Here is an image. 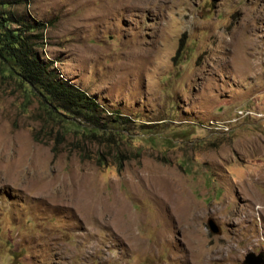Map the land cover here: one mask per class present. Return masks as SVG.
<instances>
[{
	"label": "rangeland",
	"instance_id": "374dc122",
	"mask_svg": "<svg viewBox=\"0 0 264 264\" xmlns=\"http://www.w3.org/2000/svg\"><path fill=\"white\" fill-rule=\"evenodd\" d=\"M0 23L102 111L92 139L91 112L48 120L0 58V264L264 257V0H0Z\"/></svg>",
	"mask_w": 264,
	"mask_h": 264
},
{
	"label": "trees",
	"instance_id": "16d2710c",
	"mask_svg": "<svg viewBox=\"0 0 264 264\" xmlns=\"http://www.w3.org/2000/svg\"><path fill=\"white\" fill-rule=\"evenodd\" d=\"M6 29L4 24L0 23V58L3 59L7 64L8 68L12 72L14 66L10 65L11 62H15L16 66L20 67L24 72L23 78L28 81L31 85L40 84L41 88L51 96L52 102L54 104H47L46 116L48 120H56L60 117L63 118L64 113H72L76 115H81L82 112H91V119L94 121L88 120L93 124V128L88 129L89 126H85V133L92 134L91 139L95 138L93 132L96 131L98 127L96 113H100L99 105L96 104L95 100L89 97L84 91L79 90L75 86L68 84L58 78V76L53 72H48L46 67L41 65L38 62V58L34 55L33 48L31 46H26L23 51H20L19 42L23 36L22 33H17L12 31L8 34L9 41L5 46L2 44L1 37L2 33ZM5 33V32H4ZM3 33V34H4ZM21 44L20 47H22ZM64 135L57 133L54 138L55 146H53V153L56 151V147L61 144L63 141ZM35 140H39L38 136L34 137Z\"/></svg>",
	"mask_w": 264,
	"mask_h": 264
},
{
	"label": "water",
	"instance_id": "95a60500",
	"mask_svg": "<svg viewBox=\"0 0 264 264\" xmlns=\"http://www.w3.org/2000/svg\"><path fill=\"white\" fill-rule=\"evenodd\" d=\"M208 226H209V229H210L212 232H216V231H217L214 222L209 221V222H208ZM244 264H264V257H263L262 254H260V255H255V254H253V253H248V254L245 256Z\"/></svg>",
	"mask_w": 264,
	"mask_h": 264
}]
</instances>
